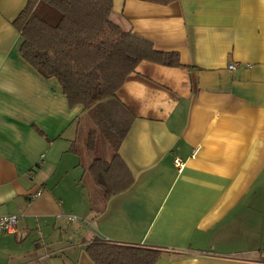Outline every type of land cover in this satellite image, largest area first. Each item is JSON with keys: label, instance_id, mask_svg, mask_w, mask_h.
Masks as SVG:
<instances>
[{"label": "crops", "instance_id": "0c3cea01", "mask_svg": "<svg viewBox=\"0 0 264 264\" xmlns=\"http://www.w3.org/2000/svg\"><path fill=\"white\" fill-rule=\"evenodd\" d=\"M27 1L0 0V216H18L0 264H95L96 239L156 249L155 264H264V0H112L115 24L180 65L127 75L107 160L78 148L83 106L20 56ZM113 154L132 182L107 196L89 169Z\"/></svg>", "mask_w": 264, "mask_h": 264}, {"label": "trees", "instance_id": "16d2710c", "mask_svg": "<svg viewBox=\"0 0 264 264\" xmlns=\"http://www.w3.org/2000/svg\"><path fill=\"white\" fill-rule=\"evenodd\" d=\"M111 8L112 0H28L13 26L21 37L20 56L43 77L56 78L69 105L83 106L92 118L87 148L100 130L115 152L128 129V112L116 98L127 75L142 60L180 64L177 53L156 51L115 24ZM89 170L107 196L132 182L117 154L109 162L95 160ZM85 250L95 264H155L160 257L153 248L99 239Z\"/></svg>", "mask_w": 264, "mask_h": 264}, {"label": "rangeland", "instance_id": "374dc122", "mask_svg": "<svg viewBox=\"0 0 264 264\" xmlns=\"http://www.w3.org/2000/svg\"><path fill=\"white\" fill-rule=\"evenodd\" d=\"M90 118L88 115H84L81 118V125L79 127L78 132V148L79 150H85V144L87 142V134L89 130L95 129V124L93 121H89ZM93 122V124L91 123ZM86 152V156H88L89 159L91 158H100V159H109L113 148L112 145H110L107 138L101 133L100 130H96L95 137H94V145L92 149H89Z\"/></svg>", "mask_w": 264, "mask_h": 264}, {"label": "built area", "instance_id": "2783aa9c", "mask_svg": "<svg viewBox=\"0 0 264 264\" xmlns=\"http://www.w3.org/2000/svg\"><path fill=\"white\" fill-rule=\"evenodd\" d=\"M230 69H235L236 64H230L228 66ZM175 165L178 167V169H181L183 167V163L180 162L179 159L174 160ZM39 195V193L37 194ZM18 216L13 214L8 215H1L0 216V233H12L15 231V226L17 224ZM70 221H77L78 218L76 216H69Z\"/></svg>", "mask_w": 264, "mask_h": 264}]
</instances>
